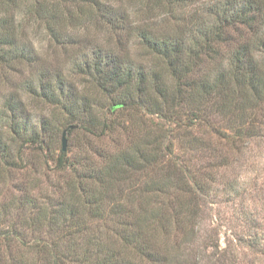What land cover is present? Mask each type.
I'll return each instance as SVG.
<instances>
[{"label":"trees","instance_id":"1","mask_svg":"<svg viewBox=\"0 0 264 264\" xmlns=\"http://www.w3.org/2000/svg\"><path fill=\"white\" fill-rule=\"evenodd\" d=\"M11 74L28 95L0 99V264H236L205 215L221 188L263 193L264 0H0Z\"/></svg>","mask_w":264,"mask_h":264},{"label":"rangeland","instance_id":"2","mask_svg":"<svg viewBox=\"0 0 264 264\" xmlns=\"http://www.w3.org/2000/svg\"><path fill=\"white\" fill-rule=\"evenodd\" d=\"M29 35L34 43L35 51L39 52V55L46 57V55H54L55 47L48 40V36L45 33L44 28L39 24L28 25ZM133 58L139 60L147 61V57L141 56L140 50L138 47L133 46L131 50ZM48 54V55H49ZM67 55V54H66ZM57 58L64 60L63 53L57 54ZM58 59V60H59ZM30 69L26 67L24 69V74L29 75ZM10 79L0 78V99L4 93H8L12 90H17L23 92L24 96L28 94L24 91V88L21 86V77L18 74H11ZM79 76L74 79V81H81ZM83 80V79H82ZM10 81V82H9ZM20 87V89H18ZM85 89H93L88 87ZM30 108L33 109L34 118L36 120L42 119L44 116H50L51 109L44 107L42 102L31 100ZM133 114V113H132ZM150 117H153L149 115ZM154 118V117H153ZM157 120V118H156ZM37 123V122H35ZM53 140L57 147V151L62 148L61 137L60 135H54ZM70 149V143L68 142V153ZM263 156L258 158L260 164L258 168L264 169V152ZM251 162L248 161V164L245 166L246 172L244 174L243 181L246 183L253 182V179L257 175V171L253 169ZM254 166V165H253ZM235 172H231L233 175ZM235 176V175H233ZM264 174L263 177L259 179L260 184L263 186V193L261 196L252 198L249 194H244L243 198H230L229 195L222 190L219 191L215 201L210 200L208 206L206 207L205 222L207 221L206 229H213L217 227V235H219V242L222 247H226L230 252L228 254L229 261H233L236 264H264ZM244 188V186H242ZM229 199V200H228ZM258 223V224H256ZM257 225V226H255ZM244 239V240H243ZM253 239L255 242H253ZM240 244L241 248L238 251L231 252L232 248ZM250 245H253L252 247Z\"/></svg>","mask_w":264,"mask_h":264},{"label":"water","instance_id":"3","mask_svg":"<svg viewBox=\"0 0 264 264\" xmlns=\"http://www.w3.org/2000/svg\"><path fill=\"white\" fill-rule=\"evenodd\" d=\"M70 128H74V126L72 125ZM62 149L63 151L68 149V129H64L62 133Z\"/></svg>","mask_w":264,"mask_h":264}]
</instances>
